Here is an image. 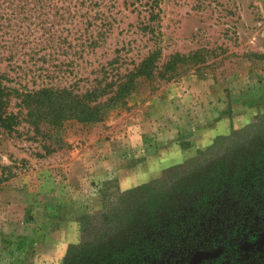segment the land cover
I'll return each instance as SVG.
<instances>
[{"label":"rangeland","instance_id":"374dc122","mask_svg":"<svg viewBox=\"0 0 264 264\" xmlns=\"http://www.w3.org/2000/svg\"><path fill=\"white\" fill-rule=\"evenodd\" d=\"M20 1L0 0V74L18 93L24 85L48 82L52 66L61 68L53 82L70 77L67 66L75 59L74 43L57 40L59 28L71 26L58 25L54 8L22 14ZM98 2L88 15L103 25L104 36L72 68L80 85L91 69L115 56L124 64L121 71L154 49L160 51L157 71L175 54L188 60L168 82L138 79L126 99L128 110L114 109L93 126L66 123L62 144L32 139L22 114L12 131L0 128V264H62L68 246L99 224L104 193L230 165L245 156V147L229 152L225 142L211 149L215 139L241 134L264 116V0ZM43 31L55 33L53 46ZM87 31L95 37L96 28ZM17 103L11 96L8 111L22 113ZM48 143L54 150L44 155L41 146ZM6 221L14 227L5 230ZM255 221L242 238L241 259L252 255L246 251L253 243L262 244L254 251L264 254V224ZM199 253L211 256L202 264L224 249L200 246L174 264H190ZM226 254L233 255L228 249Z\"/></svg>","mask_w":264,"mask_h":264},{"label":"trees","instance_id":"16d2710c","mask_svg":"<svg viewBox=\"0 0 264 264\" xmlns=\"http://www.w3.org/2000/svg\"><path fill=\"white\" fill-rule=\"evenodd\" d=\"M16 2L17 6L21 4L20 0ZM47 5L58 15V25L71 26V29L59 28L57 37L67 46L74 43L75 59L67 66L70 77L62 76L53 82L58 78L55 70L61 73V68L52 66V70H46L48 82L34 89L24 85L18 93L0 74V128L8 132L22 114V123L28 126L32 139L43 142L52 138L54 143L62 144L59 133L66 123L93 126L103 122L114 109L128 110L126 99L138 79L168 82L188 60L175 54L157 71L160 51L154 49L138 64L130 62L131 69L121 71L124 64L115 56L105 65L91 69L80 85L78 70L73 72L72 68H78L83 54L88 49H97L99 39L104 36L103 25H95L92 22L95 19L88 15L100 3L98 0H22V14L43 10ZM89 27L96 28L95 37L88 34ZM62 32L65 37L60 40ZM43 34H48L46 42L53 46L55 33L43 31ZM11 96L19 100L16 106L22 113L8 111ZM52 145L41 146L44 155L54 150V147L50 149ZM223 145L227 150L243 146L245 156L233 159L230 165L220 163L216 169L196 177L186 179L176 175L171 176L176 182L170 178L115 195L104 193L99 224L90 228L84 240L68 246L62 264H174L206 245L222 247L224 253L202 264H264V254L254 251L262 244L253 243L246 251L252 255L246 259L240 255L242 238L248 228L256 219L264 224V116L241 134L216 138L211 149L218 146L222 149ZM255 238L254 234H247V241ZM227 249L233 255L225 258Z\"/></svg>","mask_w":264,"mask_h":264},{"label":"water","instance_id":"95a60500","mask_svg":"<svg viewBox=\"0 0 264 264\" xmlns=\"http://www.w3.org/2000/svg\"><path fill=\"white\" fill-rule=\"evenodd\" d=\"M211 257L210 255L208 254H202V253H199L198 255H196L192 260H191V263L190 264H197L199 263L202 259L204 258H209Z\"/></svg>","mask_w":264,"mask_h":264},{"label":"crops","instance_id":"0c3cea01","mask_svg":"<svg viewBox=\"0 0 264 264\" xmlns=\"http://www.w3.org/2000/svg\"><path fill=\"white\" fill-rule=\"evenodd\" d=\"M4 225V229L6 230V229H10L12 226L14 227V224H13V222L12 221H6V223L5 224H3ZM3 229V230H4Z\"/></svg>","mask_w":264,"mask_h":264}]
</instances>
